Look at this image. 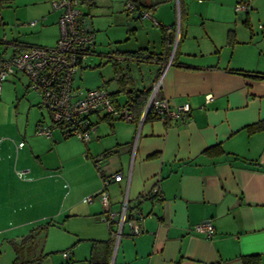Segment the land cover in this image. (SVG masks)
Wrapping results in <instances>:
<instances>
[{
	"label": "crops",
	"instance_id": "obj_1",
	"mask_svg": "<svg viewBox=\"0 0 264 264\" xmlns=\"http://www.w3.org/2000/svg\"><path fill=\"white\" fill-rule=\"evenodd\" d=\"M126 1L110 0L104 13L95 16L89 8L82 9L96 33L92 54L111 62L115 81L123 76L118 79L120 87L108 91L105 86L109 81L103 75L93 79L92 87L81 88L74 82L73 86L78 90L102 87L122 104L131 91L149 90L159 70L170 61L158 97L164 98L170 108L187 102L190 111L184 120L145 119L138 132L136 120L126 122L92 114V136L81 151L92 157L102 156L103 164L97 169L93 162L83 159L84 165L76 170L75 177L76 173L65 171L82 198L93 195L83 206L70 203L67 218L81 219L90 232L88 239L113 236L110 229L114 230V224L110 227L103 219L104 208L97 192L102 178L119 172L121 179L111 178L106 186L109 209L118 211L126 199L129 216L137 218L142 231L123 235L112 264H242V257L249 255H257L258 264H264V131L248 133L245 129L264 119V51L260 46L252 48L251 1L196 0L198 9L190 12L186 0H161L150 12L157 25L126 8ZM236 4L248 8L237 9ZM171 7L181 13L183 22L177 30L173 25L176 12L172 13ZM194 14L201 19L199 31L190 27L189 17ZM241 25L251 32L250 37H241ZM257 27L264 29L260 23ZM171 29L182 41L176 54L170 46L171 53L149 57L163 51L162 35ZM198 33L202 41L212 44L208 51H191L187 37L198 45ZM57 37L58 33L55 41ZM131 40L133 47L129 46ZM1 42L5 47L0 53L6 55L33 45L24 40ZM132 66H137L138 76L132 75ZM82 68L83 63L78 71ZM12 76L16 81L6 80ZM124 76L130 89L120 82ZM8 77L0 84V232L10 224L34 221L27 218L33 207L30 202L22 204L21 198H25L21 189L31 197L30 192L40 183L43 193L52 192L50 164L44 157L46 164L42 162L51 143L48 136L37 133L40 125H49L41 112L44 107L38 95L29 93L25 74L16 72ZM120 93L125 94L123 102L118 100ZM18 94L22 95L19 100ZM35 104L38 108L33 107ZM20 141L23 144L18 146ZM215 144L222 147V155L203 152ZM18 168L25 171L23 176L32 173L33 179L18 176ZM155 187L157 193L153 192ZM202 221L213 224L211 236L194 229ZM91 248L92 243L86 255H80L75 244L68 257L63 256L64 251L61 255L65 261L84 256L88 262ZM43 258V264H55L53 258Z\"/></svg>",
	"mask_w": 264,
	"mask_h": 264
},
{
	"label": "rangeland",
	"instance_id": "obj_2",
	"mask_svg": "<svg viewBox=\"0 0 264 264\" xmlns=\"http://www.w3.org/2000/svg\"><path fill=\"white\" fill-rule=\"evenodd\" d=\"M250 1L252 8H249L248 12L251 15L250 25L251 27L254 25L252 27V35H255L252 42V48L260 46L262 51H264V40L261 41L260 39L264 36V29L257 27L258 23L264 25V0H255V2H252L253 0ZM196 2V0H186V3L189 5L190 12H196L198 9V4ZM110 3V0H95L94 4L89 5V7L86 6V3H82L83 5H81V9L86 11L89 8L90 14L92 15L93 13V16H95V13L103 14L104 10ZM171 11L172 13L176 12L174 19L175 22L173 25L177 30L180 26V22H183L181 19V13L179 12L178 15L176 7H171ZM58 15V11L52 9L50 0H10V2L0 3V16L2 18L0 23V40H15L16 42L24 40L28 42V44L48 47L53 46L55 43V34L58 33L59 35L58 21L56 23ZM244 15L245 14L243 13L242 19H244ZM31 20L37 21L36 25L33 27L28 24ZM189 22L191 23L190 27L192 30H201V19L197 14L189 17ZM239 29L241 37H245L246 35L250 37L251 32L249 33V30L246 31L243 25H241ZM130 37L132 40L134 39L133 35ZM179 37L180 34L178 38L174 35L171 45L173 46L171 48L172 53L177 47L179 49V44L182 43V41L180 43L181 38ZM132 40L131 43H129L130 47H133L134 45ZM187 40L191 43V51L193 52L198 53L200 50L208 51L210 47H213L212 44L202 41L199 33L196 38L198 45L190 37H187ZM4 47V42H1L0 51L3 50ZM217 47L218 49L222 48V46L219 45H217ZM223 50L228 52V49ZM122 66V68H124L123 64ZM136 67L132 66L133 76H138L140 74V72H138V68ZM142 73H145V71ZM102 75L109 81V83L105 86L108 91L112 92L120 87L118 79L123 76H118L116 78L117 82L113 79V68L111 62L106 61L104 57L89 54L85 56L83 60V68L76 72L73 82L75 86H79L81 88L88 86L92 87V82L94 81L93 79L98 77L101 79ZM126 79L127 78L124 76V80H120V82L124 87L130 89V84L126 81ZM6 80L16 81V78L12 76L8 77ZM3 82L4 81H2V83ZM30 90V94H36L35 96L38 95L34 89ZM123 93L118 95V100L120 102L124 101L125 94ZM20 97H22V95L18 94L17 99L19 100ZM16 102L17 100L14 101V103ZM14 106L15 105L12 103L10 107V113H12L10 115H12V118L15 115ZM34 106L35 108H38L36 104L33 105V107ZM41 112H43L45 120L52 128L51 136L47 137L51 143V147L48 148L46 153L42 156V162L50 164L49 171L52 172V177L50 178L49 184L52 186V192L51 194H48V192L43 193L40 183H36V186L34 187L35 190L30 192L31 197L29 194L27 196L24 189H21V195L25 198H21L22 204L30 202L33 207L28 214L26 212L27 218H34V221L19 225L10 224V227L0 232V264H43V257L45 256L53 258L55 260V264H88V262L84 259V256H78L76 258H72L71 261H65L61 254L63 251L70 253L69 250L72 246L78 244L80 255H86L84 253H86L87 249L91 247L92 240L86 238L87 235H90V232H88L83 223H80L81 219L77 218V216L67 218L68 214L66 212V207L70 203L76 202L75 206L80 207L88 202L82 198L83 196L80 195L79 188H77L76 184L70 180L71 178L66 176L65 171L67 170L66 173L70 174L76 173L74 175L75 177L78 174L76 170H81L85 159L92 163V156L82 153L81 149L85 147V143L75 135L65 137L61 133L62 130L59 126L53 124L50 118V112L45 107L41 110ZM92 132L93 131L91 129L90 137L92 136ZM37 133L39 134L38 131ZM14 143H17V139L14 140ZM43 157L45 162L43 161ZM23 160L27 161V159ZM34 160L36 163L40 162L37 158H34ZM17 170L22 169L18 168ZM56 174L60 177L56 176ZM29 175L31 177H28ZM28 176L25 175L23 178L33 179L32 173L28 174ZM62 183H64V186H62ZM67 192L69 195L65 197ZM65 219H68V221ZM115 229L116 224H114V230ZM122 237L123 235L117 243V249L120 246ZM27 252L30 253L29 256ZM34 255L36 256L34 257Z\"/></svg>",
	"mask_w": 264,
	"mask_h": 264
},
{
	"label": "built area",
	"instance_id": "obj_3",
	"mask_svg": "<svg viewBox=\"0 0 264 264\" xmlns=\"http://www.w3.org/2000/svg\"><path fill=\"white\" fill-rule=\"evenodd\" d=\"M83 0H50L53 10L58 11L59 35L53 46L29 45L21 51H15L10 55L0 53V84L10 74L23 73L29 80V87L40 96V103L51 115V121L59 123L71 135H75L85 144L90 140L93 129L92 114L107 115L112 119H121L126 122L134 121L129 103H116L112 95L102 87H94L78 90L73 86L76 72L80 68L85 56L92 54L95 45V30L89 17L82 11ZM126 8L134 10V5L127 0ZM237 9H246L247 5L236 4ZM141 18H150L154 24H158L148 11L140 13ZM1 21V16H0ZM36 20L28 24L33 26ZM168 61L160 70L151 84L144 106L137 118V132L140 124L150 114L152 118L184 120L188 118L190 106L187 102L170 108L164 98L158 97V90L162 85L163 74L169 65ZM133 98L131 95L129 101ZM128 101V102H129ZM49 125H40L37 131L46 136H51ZM23 144L20 141L17 145ZM92 162L97 169L103 164L102 156H93ZM24 170H16L18 176H22ZM121 173L117 172L102 178L101 188L97 197L101 201L104 213L103 219L111 227L114 244L117 245L122 235H138L142 228L137 218L130 217L126 199L118 211L109 209V195L106 189L110 179L120 180ZM154 193L158 188L153 189ZM93 195H87L85 200L90 202ZM213 224L210 221L198 222L194 225L197 232L211 236ZM63 256L68 257L69 252L64 251Z\"/></svg>",
	"mask_w": 264,
	"mask_h": 264
},
{
	"label": "trees",
	"instance_id": "obj_4",
	"mask_svg": "<svg viewBox=\"0 0 264 264\" xmlns=\"http://www.w3.org/2000/svg\"><path fill=\"white\" fill-rule=\"evenodd\" d=\"M88 1L90 5L94 4V0H84V2L86 3H88ZM129 1L134 5V10L137 11L138 15H140L142 11H148L150 13L161 2V0H129ZM3 2H10V0H0V3H3ZM171 28H173V26H171ZM168 30L170 29H165V32ZM162 38L164 41L163 51L161 53H154V52L150 53L148 55L149 57H159L162 53L166 54L170 52V46L174 38V30L171 29V31H169V34L167 33L166 35L164 33L162 35ZM176 52H177V48L175 49L174 53L176 54ZM133 53L135 54L138 52L135 51ZM148 91L149 90L147 91L133 90L129 94L127 103H129L130 105V109L133 113L134 120H137L144 106ZM131 95H133V98H131V100L129 101ZM103 117L109 118L107 115H103ZM149 118H152V116L150 114H147L146 119H149ZM165 120H169V119H165ZM54 124L59 126V128L62 130L61 133L65 137L71 135L69 131L66 130L65 127H63L61 124L59 123H54ZM245 129L248 133L264 131V119H260L256 122L246 125ZM203 152L211 156H217V155L223 154V149L219 144H215L213 146L206 148ZM110 230L111 232L113 231V229H110ZM113 248H114V235L113 236L110 235L108 238L102 239V240H92L91 253L88 258L89 264H110ZM241 262L242 264H258L257 255L243 256Z\"/></svg>",
	"mask_w": 264,
	"mask_h": 264
},
{
	"label": "water",
	"instance_id": "obj_5",
	"mask_svg": "<svg viewBox=\"0 0 264 264\" xmlns=\"http://www.w3.org/2000/svg\"><path fill=\"white\" fill-rule=\"evenodd\" d=\"M115 249H116V245L114 246V251H115ZM113 257H114V252H113V255H112V259L110 261V264H112Z\"/></svg>",
	"mask_w": 264,
	"mask_h": 264
}]
</instances>
